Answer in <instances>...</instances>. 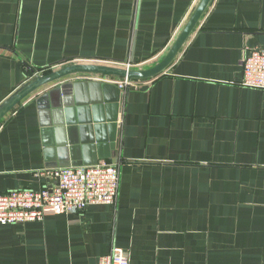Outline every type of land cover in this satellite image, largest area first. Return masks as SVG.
<instances>
[{
	"label": "crops",
	"instance_id": "crops-1",
	"mask_svg": "<svg viewBox=\"0 0 264 264\" xmlns=\"http://www.w3.org/2000/svg\"><path fill=\"white\" fill-rule=\"evenodd\" d=\"M200 0H0V104L83 59L147 68ZM264 47V0H213L172 64L138 88L76 73L0 123V191L54 185V167L115 163L116 204L0 223V264H264V88L243 59Z\"/></svg>",
	"mask_w": 264,
	"mask_h": 264
},
{
	"label": "built area",
	"instance_id": "built-area-1",
	"mask_svg": "<svg viewBox=\"0 0 264 264\" xmlns=\"http://www.w3.org/2000/svg\"><path fill=\"white\" fill-rule=\"evenodd\" d=\"M131 68L130 64H127ZM243 84L264 88V47L249 48L243 59ZM91 74V73H88ZM121 89L138 88L145 80L106 77L91 74ZM47 174L55 183L40 190L19 188L0 191V223L14 224L40 221L48 210L54 213H75L92 204H116L120 189V170L117 164L101 162L95 165L54 167ZM100 264H130L129 253L114 246L100 257Z\"/></svg>",
	"mask_w": 264,
	"mask_h": 264
},
{
	"label": "water",
	"instance_id": "water-1",
	"mask_svg": "<svg viewBox=\"0 0 264 264\" xmlns=\"http://www.w3.org/2000/svg\"><path fill=\"white\" fill-rule=\"evenodd\" d=\"M213 0H200L195 7L184 28L176 38L175 42L167 54L155 65L147 68H128L121 64H109L98 61H87L83 59L64 62L55 67L51 72L37 75L31 81L24 83L8 98L0 104V123L2 120L24 99L39 90L40 88L54 83L64 77L76 73H91L106 77L128 78L136 80H149L163 73L175 60L190 36L194 32L197 24L205 15Z\"/></svg>",
	"mask_w": 264,
	"mask_h": 264
},
{
	"label": "trees",
	"instance_id": "trees-1",
	"mask_svg": "<svg viewBox=\"0 0 264 264\" xmlns=\"http://www.w3.org/2000/svg\"><path fill=\"white\" fill-rule=\"evenodd\" d=\"M51 71H52V69H46V70L43 71V74H47V73H49Z\"/></svg>",
	"mask_w": 264,
	"mask_h": 264
}]
</instances>
